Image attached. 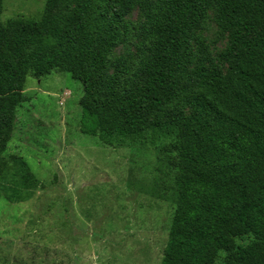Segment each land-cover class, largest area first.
Returning <instances> with one entry per match:
<instances>
[{"label":"trees","instance_id":"obj_1","mask_svg":"<svg viewBox=\"0 0 264 264\" xmlns=\"http://www.w3.org/2000/svg\"><path fill=\"white\" fill-rule=\"evenodd\" d=\"M137 4L47 0L39 21L0 14V197L10 174L40 185L21 158L11 173L5 154L28 77L60 70L83 85L82 132L105 145H135L172 103L190 109L165 129L177 208L161 264H264V0H143L133 69L112 54ZM210 10L229 37L226 70L196 37Z\"/></svg>","mask_w":264,"mask_h":264},{"label":"rangeland","instance_id":"obj_2","mask_svg":"<svg viewBox=\"0 0 264 264\" xmlns=\"http://www.w3.org/2000/svg\"><path fill=\"white\" fill-rule=\"evenodd\" d=\"M136 1L125 18L128 39L112 54L128 56L133 69L141 43L135 29L144 19L143 0ZM46 3L0 0V14L39 21ZM196 37L226 70L220 57L229 37L213 10ZM24 94L29 101L18 109L5 156L11 173L12 157L21 158L40 185L28 190L13 174L3 183L0 264H161L177 208V154L168 148L173 140L165 129L172 112L187 116L190 109L172 103L135 145L109 146L82 132L83 85L70 74L28 77Z\"/></svg>","mask_w":264,"mask_h":264}]
</instances>
